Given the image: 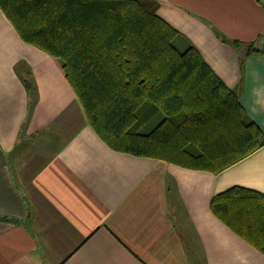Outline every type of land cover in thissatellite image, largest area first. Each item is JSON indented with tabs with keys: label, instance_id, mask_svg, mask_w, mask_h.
<instances>
[{
	"label": "crops",
	"instance_id": "obj_1",
	"mask_svg": "<svg viewBox=\"0 0 264 264\" xmlns=\"http://www.w3.org/2000/svg\"><path fill=\"white\" fill-rule=\"evenodd\" d=\"M153 1L264 132V55L247 52L264 51V0ZM234 186L264 195V146L217 174L111 150L0 10V264H264L211 211Z\"/></svg>",
	"mask_w": 264,
	"mask_h": 264
},
{
	"label": "trees",
	"instance_id": "obj_2",
	"mask_svg": "<svg viewBox=\"0 0 264 264\" xmlns=\"http://www.w3.org/2000/svg\"><path fill=\"white\" fill-rule=\"evenodd\" d=\"M0 10L25 43L59 61L111 150L217 174L264 146L238 91L193 46L181 47L153 0H0ZM247 52L264 55L252 45ZM210 208L264 254L262 193L234 186L213 196Z\"/></svg>",
	"mask_w": 264,
	"mask_h": 264
},
{
	"label": "rangeland",
	"instance_id": "obj_3",
	"mask_svg": "<svg viewBox=\"0 0 264 264\" xmlns=\"http://www.w3.org/2000/svg\"><path fill=\"white\" fill-rule=\"evenodd\" d=\"M158 117L154 120H152L151 122H149L144 128H143V132H149L152 130V128L156 125V123L158 122Z\"/></svg>",
	"mask_w": 264,
	"mask_h": 264
},
{
	"label": "built area",
	"instance_id": "obj_4",
	"mask_svg": "<svg viewBox=\"0 0 264 264\" xmlns=\"http://www.w3.org/2000/svg\"><path fill=\"white\" fill-rule=\"evenodd\" d=\"M261 39H259L260 40V42H264V37H260Z\"/></svg>",
	"mask_w": 264,
	"mask_h": 264
}]
</instances>
